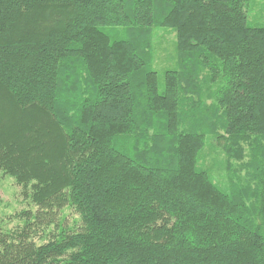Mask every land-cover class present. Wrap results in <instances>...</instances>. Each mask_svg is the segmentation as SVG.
I'll return each mask as SVG.
<instances>
[{
  "label": "trees",
  "instance_id": "1",
  "mask_svg": "<svg viewBox=\"0 0 264 264\" xmlns=\"http://www.w3.org/2000/svg\"><path fill=\"white\" fill-rule=\"evenodd\" d=\"M253 3L0 0V171L37 209L0 231V264H264ZM158 29L178 57L161 91ZM208 142L226 185L200 162Z\"/></svg>",
  "mask_w": 264,
  "mask_h": 264
},
{
  "label": "rangeland",
  "instance_id": "2",
  "mask_svg": "<svg viewBox=\"0 0 264 264\" xmlns=\"http://www.w3.org/2000/svg\"><path fill=\"white\" fill-rule=\"evenodd\" d=\"M250 12L248 14V22L252 27H260L264 25V0H253ZM121 30V29H120ZM123 30V29H122ZM121 30V31H122ZM121 36V34H120ZM152 68L157 73L160 91L164 86V74L166 71L175 70L177 68V51L175 33L170 30L158 29L152 33ZM200 162L203 167L211 173L214 182L220 185H226V175L221 170V164L225 160L217 149L208 144L204 147L199 155ZM37 209L28 203L21 195V189L16 185L15 181L0 171V231L2 233L14 232L23 227L24 219L20 218L21 213H30L34 215ZM65 211H63L64 213ZM66 224L73 225V220H77L73 212H67ZM49 218V217H48ZM49 219L42 221L48 223ZM32 234L35 242L39 243L42 235L39 230Z\"/></svg>",
  "mask_w": 264,
  "mask_h": 264
}]
</instances>
